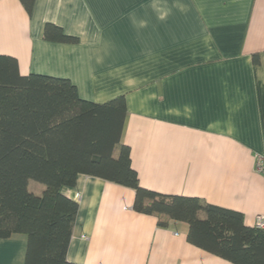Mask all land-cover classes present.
<instances>
[{"label": "crops", "instance_id": "0c3cea01", "mask_svg": "<svg viewBox=\"0 0 264 264\" xmlns=\"http://www.w3.org/2000/svg\"><path fill=\"white\" fill-rule=\"evenodd\" d=\"M45 23L77 40L44 39ZM0 54L21 75L69 79L82 99L123 95L121 140L142 187L248 226L264 215V0H34L30 13L0 0ZM61 192L78 204L70 262L234 264L189 243L186 222L135 211L131 188L81 174ZM25 251L23 234L0 239V264H24Z\"/></svg>", "mask_w": 264, "mask_h": 264}, {"label": "trees", "instance_id": "16d2710c", "mask_svg": "<svg viewBox=\"0 0 264 264\" xmlns=\"http://www.w3.org/2000/svg\"><path fill=\"white\" fill-rule=\"evenodd\" d=\"M31 12L34 0H20ZM46 40L75 42L45 23ZM125 98L102 103L82 99L67 78L21 75L15 58L0 54V239L26 237L24 264H80L66 259L77 214L76 201L62 194L78 175L131 188L132 208L188 224L189 243L234 264H264V229L248 226L241 212L200 198L162 194L139 184L129 147L121 138ZM32 179L41 193L28 189Z\"/></svg>", "mask_w": 264, "mask_h": 264}, {"label": "built area", "instance_id": "2783aa9c", "mask_svg": "<svg viewBox=\"0 0 264 264\" xmlns=\"http://www.w3.org/2000/svg\"><path fill=\"white\" fill-rule=\"evenodd\" d=\"M255 171L264 177V154H256ZM255 225L264 229V215H258L255 220Z\"/></svg>", "mask_w": 264, "mask_h": 264}, {"label": "rangeland", "instance_id": "374dc122", "mask_svg": "<svg viewBox=\"0 0 264 264\" xmlns=\"http://www.w3.org/2000/svg\"><path fill=\"white\" fill-rule=\"evenodd\" d=\"M44 188V184L30 179L28 181V189L34 193H40V191Z\"/></svg>", "mask_w": 264, "mask_h": 264}]
</instances>
